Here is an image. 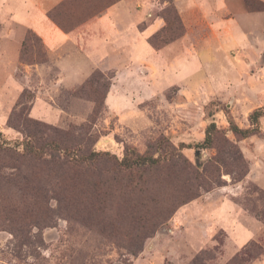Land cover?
I'll return each mask as SVG.
<instances>
[{
	"label": "rangeland",
	"instance_id": "1",
	"mask_svg": "<svg viewBox=\"0 0 264 264\" xmlns=\"http://www.w3.org/2000/svg\"><path fill=\"white\" fill-rule=\"evenodd\" d=\"M101 1L66 0L54 17L67 29L80 26L105 8ZM151 2L147 19L161 26L150 45L156 49L178 41L186 51L185 67L169 76V84L154 85L146 100L115 101L112 111L105 98L113 74L96 70L75 89L55 88L49 102L58 114L43 121L29 114L39 84L32 74L33 88L23 90L22 105L9 115L23 109L24 126L16 119L18 127H10L0 117V264H253L261 259L264 230L231 255L221 230L211 245H197L205 240L197 236L204 231L195 217L196 201L207 195L210 203L217 196L209 193L221 190L264 223L259 184L264 179V96L251 94L264 87V50L242 71L241 86L234 83V70L224 71L229 85H210L208 71L191 64L203 41L211 40L209 30L184 23L173 0ZM250 35L253 44L259 47V39L264 47V34ZM24 39L19 57L24 52L28 63L19 62L17 78L25 66L47 61L35 34L25 30ZM229 55L242 62L238 50ZM55 75L51 70L47 83ZM159 76L156 71L154 78ZM257 110V124H251ZM229 121L242 130L255 125L258 130L241 138ZM211 124L218 133L212 132V145H205ZM30 148L38 153L35 159L26 151ZM136 154L160 159V165L146 172L120 165ZM188 168L199 176L194 188Z\"/></svg>",
	"mask_w": 264,
	"mask_h": 264
},
{
	"label": "crops",
	"instance_id": "2",
	"mask_svg": "<svg viewBox=\"0 0 264 264\" xmlns=\"http://www.w3.org/2000/svg\"><path fill=\"white\" fill-rule=\"evenodd\" d=\"M63 1L0 0V117L4 121H7L21 92L25 88H33L29 83L32 74L39 84L34 87L35 98L29 114L35 119L52 121L58 114L56 111H59L49 102L56 96L55 88L75 89L96 70L113 74V82L105 98L107 106L113 111L115 101L146 100L153 93L154 85L169 84V76H175L176 71L180 74L185 67L186 51L181 50L178 41L160 49H154L148 42V38L161 26L159 20L157 24H152L147 19L153 0L112 2L98 15L70 32H64L48 16ZM173 2L184 23L194 21L209 30L211 40L203 41L198 55L191 62L194 68L208 71L209 84L216 86L229 85L224 71L234 70L237 76L234 83L241 86L242 71H246L248 62L256 63V54L259 56L264 50L261 40H257V47L250 35L252 32L263 36L264 12L245 11L241 0ZM25 30L40 39L47 53V61L25 66L23 76L17 78ZM233 50H238L242 62L234 61L238 56L232 58L229 55ZM51 70H55L56 75L52 83H47ZM214 70L220 71L223 76H212ZM156 71L160 79L154 78ZM125 85L130 88L126 89ZM143 87L145 93L141 92ZM135 90L139 94H134ZM251 94L254 98H259L260 94L264 96V87L256 88ZM261 167L264 177V164ZM252 171L251 165L250 174ZM259 181L260 186L264 187V179ZM209 194H216L217 199L208 203L205 195L196 201L200 205L196 207L195 220L203 225L200 227L204 231L197 236L205 240L197 245H211L215 232L221 230L226 234L225 245L232 255L250 241L259 239L264 223L236 204L226 191L217 190ZM204 203H207V207H204ZM227 258L225 256L222 262H226ZM253 264H264V253Z\"/></svg>",
	"mask_w": 264,
	"mask_h": 264
},
{
	"label": "trees",
	"instance_id": "3",
	"mask_svg": "<svg viewBox=\"0 0 264 264\" xmlns=\"http://www.w3.org/2000/svg\"><path fill=\"white\" fill-rule=\"evenodd\" d=\"M66 0H64L63 2H61L57 7H55L53 10H51L49 13H48V16L49 18L59 27L61 28L64 32H70L72 30H74L75 28H77L78 25L74 26L73 28H70V29H67L65 28L64 26H62L54 17V12L60 8H62V5L63 3L65 2ZM115 1H118V0H114V1H101L100 4H103L105 5V8H107L109 6V4H111L112 2H115ZM244 1V5L246 7V9L249 11V12H264V3H258V5H256V3L253 1V0H243ZM172 3V2H171ZM256 5V6H254ZM256 7V8H255ZM104 8V9H105ZM103 9V10H104ZM102 10V11H103ZM100 13V12H99ZM98 13V14H99ZM95 17V16H93ZM92 17V18H93ZM91 19V18H90ZM89 20V19H88ZM84 21H87V20H84ZM157 34H154L153 36H151L149 39H148V42L149 44H151L153 47V43L152 41L154 40L155 36ZM36 36V35H35ZM37 37V36H36ZM38 38V37H37ZM39 39V38H38ZM25 39L23 40L22 42V45L21 47L24 46V42ZM40 41V39H39ZM41 42V41H40ZM172 42V41H171ZM42 43V42H41ZM168 43L166 44H163L164 46L167 45ZM162 46V47H164ZM156 49H160L159 48H156ZM21 51V49H20ZM20 54V53H19ZM19 62L22 63V64H26L28 63V61L26 60V57H25V53H21L20 57H19ZM41 63H44V62H41ZM41 63H38V64H41ZM37 64V63H35ZM30 65H33V64H30ZM95 73V71L91 74V76L88 78L90 79L92 77V75ZM113 77V76H112ZM111 77V78H112ZM87 79V80H88ZM86 80V81H87ZM85 81V82H86ZM84 82V83H85ZM83 83V84H84ZM26 90L23 91V93L21 94V96L19 97V99L17 100L16 102V105L17 107H19L20 105H22V103L20 102V99L22 100V97H24V95L26 94ZM14 106V108H15ZM14 110V109H13ZM22 114H23V109L19 112V113H15L13 112L12 113V116L9 117V119L7 120V124L10 126V127H18L14 122L13 120H20L22 121V124L24 126V123L27 121V119H21L22 118ZM260 115V111L257 110V111H254L251 115H250V121H251V124H257V118L258 116ZM230 123V130L234 133V135L236 136H239L241 138H246L248 137L249 135H252V134H255L257 132V128H256V125L254 128L252 129H246V130H242V129H239L232 121H229ZM212 132H215V133H218V131H215V127L213 124H211L208 128H207V135H206V138H205V142L204 144L206 145H212V142H213V138H212ZM32 148L30 149H26L28 155L31 156V158L35 159L36 157H38V153L36 151H33L31 150ZM160 159H153V158H147V157H144V156H140V155H135L134 157H129V160L128 159H124V161H122L120 163V165L125 168V169H129L130 171H137V172H146L148 170H151V169H155L156 167H158L160 165ZM189 170V173L191 175V181H189L190 185H191V188H194V185L195 183L199 180V176L197 175V173H195V171L192 169V168H188Z\"/></svg>",
	"mask_w": 264,
	"mask_h": 264
}]
</instances>
